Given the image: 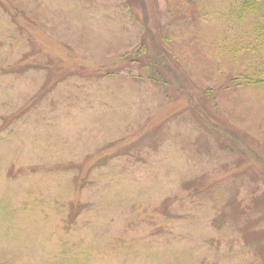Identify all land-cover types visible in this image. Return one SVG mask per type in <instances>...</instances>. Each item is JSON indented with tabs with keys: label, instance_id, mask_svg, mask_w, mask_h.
<instances>
[{
	"label": "rangeland",
	"instance_id": "obj_1",
	"mask_svg": "<svg viewBox=\"0 0 264 264\" xmlns=\"http://www.w3.org/2000/svg\"><path fill=\"white\" fill-rule=\"evenodd\" d=\"M203 1L0 0V264H264V86Z\"/></svg>",
	"mask_w": 264,
	"mask_h": 264
},
{
	"label": "trees",
	"instance_id": "obj_2",
	"mask_svg": "<svg viewBox=\"0 0 264 264\" xmlns=\"http://www.w3.org/2000/svg\"><path fill=\"white\" fill-rule=\"evenodd\" d=\"M196 2L197 17L206 20L208 13L203 7L204 1ZM224 15L227 16L226 26L229 25L230 42L227 44L222 38L216 53H213L211 50L213 44L205 41L207 55L220 61L239 62L243 59L244 67L230 78L232 85L264 86V0H235ZM144 61L137 59L135 62L139 63L140 67L154 68L153 61L142 64ZM247 209L250 208L246 207L244 210L243 206L241 209L245 217H249ZM241 231L244 233V230Z\"/></svg>",
	"mask_w": 264,
	"mask_h": 264
}]
</instances>
